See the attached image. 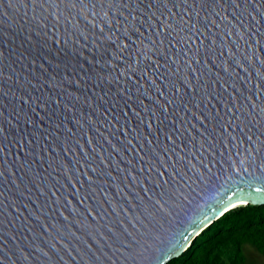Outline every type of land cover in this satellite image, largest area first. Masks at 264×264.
Wrapping results in <instances>:
<instances>
[{
    "label": "water",
    "instance_id": "1",
    "mask_svg": "<svg viewBox=\"0 0 264 264\" xmlns=\"http://www.w3.org/2000/svg\"><path fill=\"white\" fill-rule=\"evenodd\" d=\"M254 3L0 0L3 264H166L264 204Z\"/></svg>",
    "mask_w": 264,
    "mask_h": 264
},
{
    "label": "trees",
    "instance_id": "2",
    "mask_svg": "<svg viewBox=\"0 0 264 264\" xmlns=\"http://www.w3.org/2000/svg\"><path fill=\"white\" fill-rule=\"evenodd\" d=\"M248 245L264 255V204L230 208L166 264H250Z\"/></svg>",
    "mask_w": 264,
    "mask_h": 264
},
{
    "label": "snow or ice",
    "instance_id": "3",
    "mask_svg": "<svg viewBox=\"0 0 264 264\" xmlns=\"http://www.w3.org/2000/svg\"><path fill=\"white\" fill-rule=\"evenodd\" d=\"M71 7L73 9H79L78 14L82 13L84 10H87L89 14L93 16L99 15V13L96 11L97 8H99L103 12L102 19L104 20L105 24H108L111 22L112 24H115L116 21L113 19L112 16L109 15V13L114 11L115 6L120 5L124 2V0H69ZM244 3H247L248 0H243ZM253 8H264V0H255V3L251 5ZM239 7V5H237ZM261 15L262 19H264V13H259ZM254 19V18H253ZM109 31H112V28H109ZM253 44H259V41H252ZM246 50L248 46L246 45ZM261 55H264V46H260L257 51H250L248 53V56L245 57L246 63H258L261 67H264V59H261ZM258 77L261 78L262 81H264V75H262L260 72L256 73ZM154 115V114H153ZM257 191H264L261 189H257ZM79 203H83V201H79ZM241 203H245V201H241ZM86 214L91 216L92 213L89 210H85ZM76 226L79 228L78 225H73V227ZM80 230V229H79ZM57 233H59L57 231ZM26 259V257H25ZM0 264H3L2 261H0Z\"/></svg>",
    "mask_w": 264,
    "mask_h": 264
},
{
    "label": "rangeland",
    "instance_id": "4",
    "mask_svg": "<svg viewBox=\"0 0 264 264\" xmlns=\"http://www.w3.org/2000/svg\"><path fill=\"white\" fill-rule=\"evenodd\" d=\"M250 264H264V255L260 254L253 246H247Z\"/></svg>",
    "mask_w": 264,
    "mask_h": 264
}]
</instances>
